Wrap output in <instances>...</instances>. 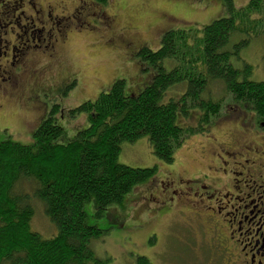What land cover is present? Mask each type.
<instances>
[{
    "label": "trees",
    "instance_id": "1",
    "mask_svg": "<svg viewBox=\"0 0 264 264\" xmlns=\"http://www.w3.org/2000/svg\"><path fill=\"white\" fill-rule=\"evenodd\" d=\"M115 3L92 0L90 8L67 17L61 27L73 32L87 25L95 31L100 28L99 20L106 28V20L99 14L109 12ZM223 4L227 12L202 27H170L157 48L143 45L137 50L138 73L151 71L141 90L137 91L141 83L135 89L130 85L137 91L133 92L126 78H117L108 90L70 109L57 102L51 105L33 131L32 141L8 135L0 140V264H102L92 243L103 229L89 222L86 202L93 201L99 215L111 205L124 206L126 196L157 172L156 166L119 161L124 141L147 136L153 152L172 163L189 135L206 130L214 121L226 122L222 117L232 113L235 105H247L264 114V81L250 78L252 65L244 62L240 67L237 61L251 38L259 36L264 43V0H248L240 6L223 0ZM105 5L108 8L102 7ZM177 9L169 12L176 18ZM121 34L114 33L112 38L118 41ZM42 76L43 71L28 78ZM217 82L223 84L226 95L216 94L212 86ZM75 84L76 80L69 82L65 93ZM28 86L26 80L25 90ZM35 94L29 99L32 106L40 105ZM225 96L232 103H225ZM194 113V123L182 122ZM80 115L86 125L69 137L59 118ZM36 201L43 204L53 227L49 235L33 226ZM116 217L111 213L112 220L124 226ZM155 236L149 237L151 244ZM138 263L151 264L149 254L140 253Z\"/></svg>",
    "mask_w": 264,
    "mask_h": 264
},
{
    "label": "rangeland",
    "instance_id": "2",
    "mask_svg": "<svg viewBox=\"0 0 264 264\" xmlns=\"http://www.w3.org/2000/svg\"><path fill=\"white\" fill-rule=\"evenodd\" d=\"M114 1L121 7L113 28L107 29L99 20H96L100 28H94L95 31H90L92 28L87 29L89 28L87 25L85 26L87 28L82 31H71L72 35L70 33L69 37H71H68V42L57 46L58 57H52V59L56 58L54 63L51 64L47 58L39 63L38 73L43 71L42 77L28 78L30 75H26L23 82L28 81V89L21 88L15 94L8 92L7 102L2 101L0 105V140L8 135L22 142L32 141L33 131L46 116L47 109L51 105L57 102L64 109H70L89 98L97 97L103 90H108L117 78H126L128 87L132 85L133 89L136 88L135 84L141 83L137 91L141 90L145 84L143 80L151 74V71L142 69L138 73L140 58L136 52L140 47L147 45L155 49L160 45L165 29L202 27L215 17L227 12L223 0H180L175 4L164 0ZM233 1L240 6L248 0ZM102 7L108 8V5ZM173 7L179 8L175 10H179V14L177 18L170 21L166 18V14H170ZM63 22L66 21L63 20ZM116 31L122 32L118 41L112 38ZM106 37L112 38L110 41L107 39L106 43L114 42L115 44L111 46L106 44ZM127 42L131 44V47L124 45ZM63 44L64 46L60 48ZM240 56L241 58L237 59L240 67L244 62L252 65L250 78L264 81L263 39L259 36L251 38L249 43L241 48ZM73 80H76L75 86L65 93L66 86ZM39 87L40 90H38ZM212 87L217 95L224 94L222 83L217 82ZM130 90L137 92L131 88ZM35 92L34 100L40 105L32 106L29 99H32ZM225 103L230 104L232 101L227 97ZM196 117L197 114L194 113L190 120L182 119V122L194 123ZM59 122L68 131L69 137H72L78 128L86 125L85 117L82 115L73 118L70 116L59 118ZM225 126L226 122L219 120L214 121L212 126L204 131L193 132L177 149L175 160L172 163L160 159L153 152L147 136L134 142L124 141L122 143L119 161L132 166H156L157 172L126 196L124 206L111 205L101 212L103 216L97 213L93 201L86 202L85 209L89 215V222L96 223L103 229L100 237L92 243L94 252L102 260V264H137V256L143 252L149 254L152 264H194L197 262L194 256L187 258L188 253L183 256L182 252H179L182 250L179 248L180 245L176 246L179 236H182L185 231L182 222L184 217L175 209L173 210L171 203L167 206L160 199V180L170 176V171L175 174L185 173L202 167L198 151L200 140L208 137L205 134L206 131L208 134L220 133ZM35 204L37 209L33 218V226L43 234L49 235L53 232V227L46 216L44 206L38 201ZM111 213L118 216L115 219L122 221L125 225L119 227L114 219L112 220ZM153 233L156 236L151 238L155 245L152 248L153 245L147 239Z\"/></svg>",
    "mask_w": 264,
    "mask_h": 264
},
{
    "label": "flooded vegetation",
    "instance_id": "3",
    "mask_svg": "<svg viewBox=\"0 0 264 264\" xmlns=\"http://www.w3.org/2000/svg\"><path fill=\"white\" fill-rule=\"evenodd\" d=\"M91 2L0 0V105L8 92L24 88L26 75H37L43 59L54 63L57 46L68 42L71 33L61 27L63 20ZM119 11L115 3L99 14L107 29ZM228 114L222 117L225 128L198 144L202 167L170 171L160 180V199L184 217L188 234L179 236L182 255L193 252L199 264H264V114L247 105Z\"/></svg>",
    "mask_w": 264,
    "mask_h": 264
}]
</instances>
